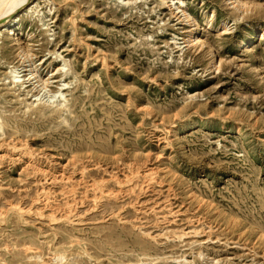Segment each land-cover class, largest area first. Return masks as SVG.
I'll return each mask as SVG.
<instances>
[{
  "label": "rangeland",
  "instance_id": "rangeland-1",
  "mask_svg": "<svg viewBox=\"0 0 264 264\" xmlns=\"http://www.w3.org/2000/svg\"><path fill=\"white\" fill-rule=\"evenodd\" d=\"M242 1L23 0L0 264H264V0Z\"/></svg>",
  "mask_w": 264,
  "mask_h": 264
},
{
  "label": "bare ground",
  "instance_id": "bare-ground-1",
  "mask_svg": "<svg viewBox=\"0 0 264 264\" xmlns=\"http://www.w3.org/2000/svg\"><path fill=\"white\" fill-rule=\"evenodd\" d=\"M226 4L230 7L233 8L235 10H240L242 7L245 6V3L242 0H225ZM23 0H0V24H1V28L3 27L5 30H8V32H10V35H15V29H13L14 25H16L17 23V18L15 17V13L17 10H19L21 7H23ZM178 6L175 7V9L178 10ZM245 9V8H244ZM185 9H180L177 12L181 13L182 18L186 21L189 20V16L187 13H185L186 11H184ZM192 18V17H191ZM212 18H210L211 20ZM193 20V19H192ZM213 20V19H212ZM193 22V21H192ZM191 19H190V34H188V38L186 41L185 45L188 46H193V45H198L200 47H206L205 42H203L200 38H198V36L196 35V28L194 27V24H192ZM227 28L223 27L220 30V34H225L228 33L227 32ZM17 34V33H16ZM254 36V35H253ZM252 36V37H253ZM259 37V35H258ZM252 39H250L249 41L245 42V41H241L239 44L242 46H247L248 42H250ZM256 40V39H255ZM254 41V40H253ZM183 42V43H184ZM252 42V41H251ZM176 43V42H175ZM240 49V48H239ZM22 51V50H21ZM211 55L212 57L215 58V53L213 51H211Z\"/></svg>",
  "mask_w": 264,
  "mask_h": 264
}]
</instances>
